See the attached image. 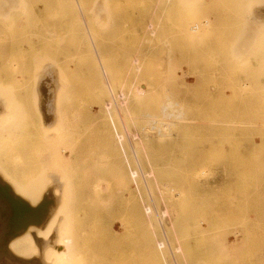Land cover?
<instances>
[{"label": "rangeland", "instance_id": "rangeland-1", "mask_svg": "<svg viewBox=\"0 0 264 264\" xmlns=\"http://www.w3.org/2000/svg\"><path fill=\"white\" fill-rule=\"evenodd\" d=\"M0 264H264V0H0Z\"/></svg>", "mask_w": 264, "mask_h": 264}, {"label": "bare ground", "instance_id": "bare-ground-1", "mask_svg": "<svg viewBox=\"0 0 264 264\" xmlns=\"http://www.w3.org/2000/svg\"><path fill=\"white\" fill-rule=\"evenodd\" d=\"M143 87H144V86H143ZM143 89H144V88H143ZM140 90H141V89H140ZM142 91H143V90H141V92H142ZM144 91H145V90H144ZM135 92H136V91H135ZM143 93H144V92H143ZM134 94H135V93H134ZM137 94H138V93H137ZM139 95H140V94H139ZM142 95H143V94H142ZM137 97H138V96H137ZM171 98H172V97H171ZM126 100H127V99H126ZM124 103H125V102H124ZM163 103H164V102H163ZM166 104H167V103H166ZM166 104H165V105H166ZM125 105H126V104H125ZM168 108H172V104H168L167 107H166V106H165V107H162V112H163L164 116L167 117V118L170 117V116L172 117V115L174 114V113H173V114L171 115V113H168V112H167ZM178 116H180L179 113H178ZM165 117H164V118H165ZM178 118H179V117H178ZM164 213H165V212H164ZM164 213H163V214H164ZM158 220H159V221H158L159 224L161 225V220L159 219V217H158ZM155 221H156V220H155ZM155 223H156V222H155ZM150 224H151V222H150ZM156 224H157V223H156ZM150 227H151V228H152V227H155V225H151ZM154 230H155V229L152 228V232H154ZM150 232H151V231H150ZM152 232H151V234H152ZM146 237H147V236H146ZM147 238H148V237H147ZM178 249H179V248H178ZM147 250H148V249H147ZM176 250H177V249H176ZM148 251H149V250H148ZM177 251H179V250H177ZM150 252H151V251H150ZM171 256H172V255H171ZM158 258H159V257H158ZM172 259H173V258H172ZM158 262H159V261H158Z\"/></svg>", "mask_w": 264, "mask_h": 264}]
</instances>
